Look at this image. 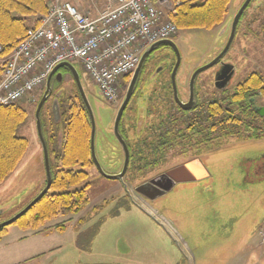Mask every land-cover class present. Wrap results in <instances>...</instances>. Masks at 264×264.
Returning a JSON list of instances; mask_svg holds the SVG:
<instances>
[{"label": "rangeland", "instance_id": "rangeland-1", "mask_svg": "<svg viewBox=\"0 0 264 264\" xmlns=\"http://www.w3.org/2000/svg\"><path fill=\"white\" fill-rule=\"evenodd\" d=\"M68 1L77 7L89 3V0ZM244 2L232 0L224 23L213 29L179 27L177 41L182 62L178 79L183 86L194 69L209 63L222 51L228 36L224 30L232 26ZM258 13H264V0H255L248 11L251 16ZM255 33H249L246 41L241 34L237 35L233 49L225 55L236 66L234 84L253 71L264 75V33L254 38L259 35ZM74 65L95 118L96 156L104 171L113 173L114 165L123 166L124 160L113 131L118 105L103 99L83 67L78 62ZM214 72L212 67L200 73L197 85L209 77L213 79ZM72 86H75L73 79L66 75L55 90L66 88L71 92ZM45 90L46 84L19 102L29 112V127L21 128L22 135L29 140V148L14 172L0 185V210H5L0 215V223L21 211L44 187L46 172L36 110ZM126 92L127 89L122 94ZM59 96L57 93L54 97ZM163 96L155 93L150 101L154 104L163 101ZM53 101L55 105L57 99ZM261 104L264 105V99ZM144 105L143 100L137 103L140 115L145 114V136L142 137H147L146 128L152 125L151 120L153 124L158 121V117L148 116L155 112H147ZM47 106L51 110V102ZM171 109L169 112L174 114ZM56 113L59 116L58 110ZM133 131L128 128L129 135L133 136ZM175 157L173 151L169 152L158 169L178 162L179 158ZM205 164L211 173L209 179L178 185L167 194L147 201L135 192L143 182L142 174L134 171L126 181L118 183L102 177L92 167L88 169V206L78 214L55 217L43 225L51 228L71 218L66 231L46 230L38 232L45 235L37 237L33 236V230L12 224L0 240V264H164L167 261L172 264H264L260 237L264 224V138L232 139L223 148L208 153ZM124 183L130 191H125Z\"/></svg>", "mask_w": 264, "mask_h": 264}, {"label": "trees", "instance_id": "trees-1", "mask_svg": "<svg viewBox=\"0 0 264 264\" xmlns=\"http://www.w3.org/2000/svg\"><path fill=\"white\" fill-rule=\"evenodd\" d=\"M48 2L49 0H0V43L4 49L3 56L8 55L26 37L31 26L38 24L39 16L48 10ZM231 3L232 0H182L170 17L178 28L213 29L224 23ZM251 5L252 3L250 7ZM248 11L244 14H248ZM230 99L232 101L227 115L220 99H216L208 107L212 116L209 148L200 149L198 146L205 141L207 124L205 125L204 120L197 123L195 134L198 142L194 158L219 150L232 139L264 138V114L257 115L260 120L258 131L247 135L251 130L247 125L253 126L254 118L250 104L253 100H260L261 103L264 99V75L259 72L250 73L237 84ZM0 111L13 113L14 124L23 123L27 117L26 110L18 105L0 106ZM164 113L166 112L161 114L160 122L154 124L155 131L151 138L144 137L145 139L140 140L146 142V146L132 149L134 169L160 166L161 160L169 152H175L177 127L174 115ZM9 125L10 123H0V185L14 172L29 148V140L17 136L15 128ZM42 125L50 154L51 188L14 224L23 229L63 233L71 218L51 228H41L55 217L80 213L90 203L87 189L90 185L88 169L94 166L91 154L92 124L79 91L75 88L61 101L57 122L52 118L49 124ZM7 229H0V239L7 233Z\"/></svg>", "mask_w": 264, "mask_h": 264}, {"label": "built area", "instance_id": "built-area-1", "mask_svg": "<svg viewBox=\"0 0 264 264\" xmlns=\"http://www.w3.org/2000/svg\"><path fill=\"white\" fill-rule=\"evenodd\" d=\"M98 3L101 0H90ZM182 0H106L91 16L65 0H51L26 37L6 56L0 43V106L33 95L60 62H78L103 99L117 103L124 79L153 43L171 39V14ZM264 246V227L261 232Z\"/></svg>", "mask_w": 264, "mask_h": 264}, {"label": "flooded vegetation", "instance_id": "flooded-vegetation-1", "mask_svg": "<svg viewBox=\"0 0 264 264\" xmlns=\"http://www.w3.org/2000/svg\"><path fill=\"white\" fill-rule=\"evenodd\" d=\"M254 1L255 0H252L251 3H253ZM250 4L246 8L245 11L250 9L249 8ZM259 7H260V5L258 6V8ZM255 27H257V28H255ZM224 32L226 34H228V36H227V41H225V44H224L222 50L224 49V47L226 46V44L228 42L230 32H231V25H228L226 27V29L224 30ZM252 32H256L255 34H257V33L259 34L257 36H254V38L260 37L261 32L264 33V13L261 15L258 13V14H254L252 16L249 14L243 13V15L239 21L238 27H237L236 36L241 34L242 38L246 41V39H248L249 33H252ZM236 36L233 40V43H232L230 49H233V45H234V41L236 40ZM177 39L178 38L175 37V38H172L169 40L176 43V45L178 46L180 53H181V49H180V46L178 45L179 42L177 41ZM243 49H246V47L243 46ZM176 61H177V56H176V53L174 52L173 48L171 46H168V45H161V46L157 47L154 51H152L150 54H148V56L144 60L143 64L140 66L138 77H137V80L135 83L134 93H133V95L130 99V102L128 103L126 109L124 110V113L122 115V119H121L120 124H119V133L121 134V137L126 142L128 148H129V151H130L129 165H128V168H127L125 174L123 175V179H110V180H113V181L118 182V183H120L121 181L124 182L130 176V174L131 173L133 174L135 171V174L140 173L143 176V177H140V178H143L142 179L143 182L140 183L135 188V192H138L137 188L143 184H150V186L156 185L160 190L165 192L164 194L158 196V198L167 194L168 192H170L173 188H175L178 185V183L174 182L175 184L173 185L171 190L167 191L166 189H164L166 186V183H168L167 172L174 167H177L181 164H184V163L194 159V155H195V151H196V147H197V142H198L197 136L195 134L197 132L196 126H197V123L202 122V120H204L203 122H205V125L207 124L206 125L207 132H206L204 143H200L198 146L200 149H206V148H209L211 146L212 116H211L210 111L208 110V107L213 102L220 99L222 105L225 106L226 115L229 114L228 109L230 108V102L232 101L230 98L232 97L234 89L236 88V86L238 84V82L236 84H234V79H235V75H236V66L234 65V75L231 78L228 86L225 88H218L217 87V85H216L217 75L222 72L225 64H232L231 60H229V59L226 60L225 56H224L218 64L213 66V67H215L213 79H211L209 77L206 80H204L203 83L197 85L198 77L196 78V81L194 84L193 97H192L191 91H190L191 77L186 78L187 82H185V85L183 86L182 83L180 82V79H178V73L180 71V68H179V70L177 72L178 97L184 106L189 107L188 109H184L176 102L175 97H174V90H173V86H172L171 75H172L174 66L176 64ZM195 70L196 69H194V71ZM60 71L65 72L64 69H61ZM194 71H193V73H194ZM253 72H256V71H253ZM193 73H191V76ZM65 75H67V73H65ZM131 79H132V76L128 77L127 82H126L124 88L122 89L123 93H125L126 89H128V87L131 83ZM52 81H51V88L53 89L54 92L51 93V95L49 96V98L45 102L43 109H42V121L44 124H46V122H47V124H49V121H51L52 118H53L54 122H57L58 117H57L56 111L57 110L59 111L61 101L65 98H67L68 95H70V93H71L66 88H63L59 91L55 90L56 85L58 83H60V81L55 79V77L52 78ZM46 85H47V83H46ZM159 85H160V87H158ZM75 88H76V86H72L71 89L74 91ZM212 89H215L216 90L215 92H217L218 94H215L214 91L211 92ZM122 91H121L120 100L117 103H115L118 105L117 106V114H118V111H119L121 104L123 103L124 96L126 95V94L125 95L122 94ZM158 92H160L161 95L164 94V96H163L164 100L163 101L159 100L158 102H156L154 104L153 102L150 101V97H153L155 95V93L157 94ZM57 93H59V95H60L59 98L54 97ZM166 95H168V99L165 98ZM50 99H51V101H49ZM54 99H57V101L55 102V105H53ZM140 100L144 101V104H145L144 107L146 108L147 112L148 111H149V113H151L152 111L155 112V114L151 113V115H148V116H152L153 118L158 117V121H156L154 124H156L157 122H160L161 114L163 112L168 111V114H170V113L173 114V112H169L172 110L171 108H173V110L175 112L173 115H174L175 124L177 127V131H176L177 136H176L175 152L174 153L176 156L175 159L179 158V160H178V162H174L173 165H171L169 167H165L162 170L158 169V166L145 167V168H141V169L139 167H138L139 169H134V166H133V156H132L133 153L131 152L132 149H135V150L137 148L142 149L144 146H146V142H140V140L145 139L144 137H142V136H145V131L143 130V126H144L143 119L145 118V116H144L145 114H143L141 116L140 110H139L140 108L138 109V106H137V103ZM48 102H51V110H50V107H48L49 105L47 106ZM83 104H84L85 108L87 109L84 102H83ZM250 106H251V110L254 111V113H253L254 118L252 121L253 126L247 125V128L251 129L250 132H247V135H250V133H254V132L258 131L260 120H259V116H257V115L258 114L262 115V113H264V105H262L260 103V100H253V102H251ZM87 111H88V109H87ZM51 113H52V116H51ZM115 121H116V118H115ZM152 121L153 120H151L152 125H150L149 127L146 128L147 129L146 130L147 137L150 134V138H151V134L154 133V131H155V129H153L154 124L152 123ZM149 123L150 122H147V124H149ZM114 125H115V122H114ZM133 127H135L134 128L135 132L133 131ZM128 128H131V130L133 131L132 132L133 136L129 135ZM113 131H114V127H113ZM114 134H115L116 139L119 142V144L123 150V153H124L123 154L124 155L123 166H124L125 151H124L123 145H122L121 141H119L115 131H114ZM132 139H135V140L131 141ZM249 139H253V138H249ZM200 142H202V139L200 140ZM205 155L206 154H204L202 156H205ZM97 160H98V158H97ZM165 160L166 159L161 160V165L163 164V162ZM98 162H99V160H98ZM99 164H100V162H99ZM93 165H94L93 167L95 169H97L98 174L101 175L102 177L106 178L104 175H102V173L98 169L97 165L95 164L94 159H93ZM115 165H117V164H115ZM115 165H114L113 173L112 172L111 173L106 172V173L110 174V175L120 174L123 170V166L120 165V167H119V166H115ZM100 166H101V164H100ZM101 168H102V166H101ZM102 170L104 171L103 168H102ZM155 170H157V171H155ZM135 176H137V175H135ZM45 185H46V179H45L44 187H45ZM124 186H125L126 192L130 191L128 189L126 183H124ZM44 187H43V189H44ZM159 189H158V191H160ZM148 191L152 194L158 193L157 190H153V188H151V187L148 189L146 188V192H148ZM139 194L143 198H147L145 195H143L141 193H139Z\"/></svg>", "mask_w": 264, "mask_h": 264}, {"label": "water", "instance_id": "water-1", "mask_svg": "<svg viewBox=\"0 0 264 264\" xmlns=\"http://www.w3.org/2000/svg\"><path fill=\"white\" fill-rule=\"evenodd\" d=\"M251 1L252 0H245V2L242 4V6L238 9V12L233 19V23L231 26V32H230L228 42H227L226 46L224 47V49L213 60H211L209 63L199 67L192 74L191 81H190V91H191L192 97H193V91H194V84H195L196 78L200 75V73H202V72L212 68L216 64H218L220 62V60L230 50V47H231L233 40L236 36V31H237L239 21L243 15L244 11L246 10V8L251 3ZM161 45L171 46L173 48L174 52L176 53L177 61H176V64L174 66V69H173V72L171 75L172 86H173V90H174V97H175L176 102L182 108H184V109L189 108V107L184 106L178 97L177 72H178L180 65H181V62H182V55L180 53V50H179L178 46L176 45V43H174L173 41L160 40V41L156 42L155 44H153L152 46H150L142 54L138 69L135 71V73L132 76L131 83L127 89L125 98H124L123 103L121 104V106L119 108V111H118V114L116 117V121H115V125H114V131H115L119 141H121L123 148H124V151H125V163L123 166V170L120 174H117V175H110V174H107L106 172H104L102 170L98 160H97L96 145H95V137H96L95 118H94L92 108L89 104L84 86L82 84L79 71L77 70V68L74 64L69 63V62H61L54 67V69L52 70V72L48 78L47 86H46V90L44 92V95L41 98V100L37 106V110H36L37 130H38V135L40 137V141L42 144L43 156H44V165H45V171H46V185H45L44 189L30 203H28V205H26L21 211H19L12 218L0 223V229L5 228V227L15 223L18 219H20L23 215H25L37 202H39L49 192V190L51 188L52 170H51V165H50V155H49V150H48V144L46 142V139L43 136L42 121H41V110H42L45 102L47 101V99L49 98V96L52 93V88H51L52 78L55 76L58 81L62 82L64 80V74L60 70L66 69L70 72V74L73 77V80L76 83L79 94L82 97L83 102L85 103V105L88 109L89 116L91 119V124H92L91 152H92V157L95 161V164L97 165V167L100 170V172L102 173V175H104L106 178H108V179H123V175L125 174V172L128 168V165H129L130 151H129V148H128L126 142L124 141V139L121 137V134L119 133V124H120V121L122 119V115L124 113V110L126 109L128 103L130 102V99L134 93L135 83H136V80L138 77L140 66L143 64V62L146 59V57L148 56V54H150L152 51H154L157 47H159ZM233 75H234V65L233 64H225L222 72L220 74H218L216 77L217 87L218 88L227 87L231 78L233 77ZM61 140H62V138H61ZM205 156H207V154ZM205 156H201L199 160L194 159V160L188 161L184 164H181L177 167L170 169L167 172L168 179L166 178L168 183H166V186L164 189H166L167 191L171 190V188L175 184L174 182L178 183V185H183L186 183H198V182H201L205 179H209L211 173L205 164ZM150 187L153 188V190H157L158 193L152 194L149 191L146 192V188L148 189ZM158 189L159 188L156 185L150 186V184H143L137 188V191L139 193L145 195L147 197V199L155 200L156 198H158V196L165 193L164 191H162L160 189H159L160 191H158ZM4 211L5 210H0V215H2L4 213Z\"/></svg>", "mask_w": 264, "mask_h": 264}, {"label": "crops", "instance_id": "crops-1", "mask_svg": "<svg viewBox=\"0 0 264 264\" xmlns=\"http://www.w3.org/2000/svg\"><path fill=\"white\" fill-rule=\"evenodd\" d=\"M115 1V0H114ZM106 2V0H101L99 3L97 4H92L91 2L89 3H86V4H81L79 7H80V10L82 12H87L89 13L91 16H95L98 14V11L101 10V8L103 7L104 3ZM18 106L22 107L24 110H26V113H27V117L25 119V121L23 123H18V124H14V114L11 113V114H8V113H4V112H1L0 111V123L2 122H5L7 124L10 123V127H14L15 128V131H16V135L17 136H21V137H24L22 135L23 132H21V128L23 126L26 125V128L29 127V112H28V109H26V107H24L23 104H19ZM45 227H42L41 229H44ZM32 230V229H31ZM34 233H33V236H40V235H45V234H38V232H42V231H39V230H33ZM50 231V230H49ZM51 232H54V231H51ZM8 233V232H7ZM6 233V234H7ZM5 234V235H6ZM4 235V236H5ZM3 238V237H2ZM1 240V239H0ZM21 241V240H20ZM164 264H172L170 261H167V262H164Z\"/></svg>", "mask_w": 264, "mask_h": 264}]
</instances>
